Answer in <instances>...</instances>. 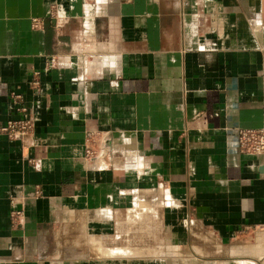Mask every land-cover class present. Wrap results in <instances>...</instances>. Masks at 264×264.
<instances>
[{"label":"crops","instance_id":"0c3cea01","mask_svg":"<svg viewBox=\"0 0 264 264\" xmlns=\"http://www.w3.org/2000/svg\"><path fill=\"white\" fill-rule=\"evenodd\" d=\"M20 105L31 132L0 134V264H264L197 255L200 235L264 228V155L237 140L264 129V0H0V124ZM138 219L157 220L160 255L50 245Z\"/></svg>","mask_w":264,"mask_h":264},{"label":"rangeland","instance_id":"374dc122","mask_svg":"<svg viewBox=\"0 0 264 264\" xmlns=\"http://www.w3.org/2000/svg\"><path fill=\"white\" fill-rule=\"evenodd\" d=\"M153 207L154 206L151 205L148 208L145 207L147 208L145 209V214L147 211L150 215L152 213L151 208L155 210ZM150 216L152 217V215ZM140 220H134L133 232H129L128 236L124 235L125 232H116L114 236L109 237L86 235L79 238L76 232H72V236L65 235V232H53L50 245L53 250H57L60 255L62 254L60 249L74 250L75 248L77 250L78 247L80 250L78 252L76 251V253H74L75 255L106 257L105 255H108L107 252H111L110 248L117 246L144 251L145 254L139 255V257L147 255L155 257L160 255V251H158L160 250V232H154L158 224L157 220H149L148 222ZM243 234L244 235H240L237 239L228 243V245L223 246V248L220 245L216 246L214 242L210 244L211 241L208 240L207 236L200 235L203 239L202 244L204 242L203 245H207L205 247L207 249L204 251L201 250L202 252L199 251L197 254L198 258L199 255L210 258H223L229 255L234 257L236 254H233V251L238 249L240 251L237 252V255L239 254L238 257L243 256L245 259L259 257L264 262V228L252 230L251 232H244ZM116 250L118 251V249ZM135 255L138 254L136 253ZM185 255L188 256V254Z\"/></svg>","mask_w":264,"mask_h":264},{"label":"built area","instance_id":"2783aa9c","mask_svg":"<svg viewBox=\"0 0 264 264\" xmlns=\"http://www.w3.org/2000/svg\"><path fill=\"white\" fill-rule=\"evenodd\" d=\"M56 64V58L50 56L46 60L47 66H53ZM30 85L33 89H38L40 85V74L39 71L34 70ZM11 98L13 101L20 99L19 94L12 93ZM19 117L10 118L5 123L0 124V134L10 139H21L28 135L33 128V117L30 110L20 105L17 108ZM91 140V135L89 137ZM237 140L238 146L242 153H249L254 155H264V129L263 128H243L238 127L237 129ZM87 153L94 155V150L88 148ZM23 210L12 205L10 210V219L14 225L22 223Z\"/></svg>","mask_w":264,"mask_h":264},{"label":"bare ground","instance_id":"6f19581e","mask_svg":"<svg viewBox=\"0 0 264 264\" xmlns=\"http://www.w3.org/2000/svg\"><path fill=\"white\" fill-rule=\"evenodd\" d=\"M237 252H240L238 249L236 250V251H233V254H236V256H239V254L237 255ZM108 253V255H110V257L111 256H115V255H121V253L122 254H124L123 252H121V251H117V250H114V251H111V252H107ZM136 256V255H135ZM107 257V256H106ZM120 257V256H119ZM123 257V256H122Z\"/></svg>","mask_w":264,"mask_h":264}]
</instances>
